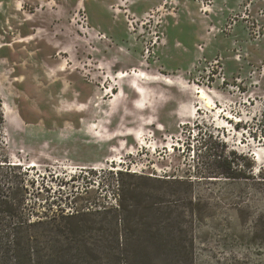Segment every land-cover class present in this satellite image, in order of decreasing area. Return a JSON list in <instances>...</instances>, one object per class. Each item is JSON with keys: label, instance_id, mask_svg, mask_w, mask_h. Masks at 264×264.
Wrapping results in <instances>:
<instances>
[{"label": "rangeland", "instance_id": "1", "mask_svg": "<svg viewBox=\"0 0 264 264\" xmlns=\"http://www.w3.org/2000/svg\"><path fill=\"white\" fill-rule=\"evenodd\" d=\"M0 117L28 202L118 199L161 264H264V0H0Z\"/></svg>", "mask_w": 264, "mask_h": 264}, {"label": "trees", "instance_id": "2", "mask_svg": "<svg viewBox=\"0 0 264 264\" xmlns=\"http://www.w3.org/2000/svg\"><path fill=\"white\" fill-rule=\"evenodd\" d=\"M0 168V264H161L155 248H128L125 229L112 227L123 211L118 199L120 210L105 197L84 198L86 203L77 205L76 194L73 210H46V203L28 202L34 183L25 169L7 158ZM119 188L122 195L128 190L122 184ZM130 232L145 234L138 226ZM163 252V264H192L185 247L178 251V260L173 248Z\"/></svg>", "mask_w": 264, "mask_h": 264}, {"label": "bare ground", "instance_id": "3", "mask_svg": "<svg viewBox=\"0 0 264 264\" xmlns=\"http://www.w3.org/2000/svg\"><path fill=\"white\" fill-rule=\"evenodd\" d=\"M121 76H125V74L124 73H122V75ZM199 93H200V97H203L204 96V94H203V92L202 91H198ZM226 125H228V124H226ZM222 127H224L225 126V124H223V125H221ZM255 161H257V159L255 158L254 159Z\"/></svg>", "mask_w": 264, "mask_h": 264}]
</instances>
